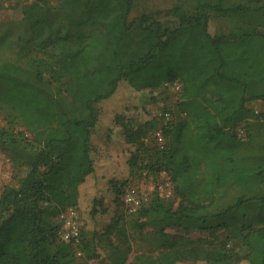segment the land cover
I'll return each instance as SVG.
<instances>
[{
	"label": "trees",
	"instance_id": "trees-1",
	"mask_svg": "<svg viewBox=\"0 0 264 264\" xmlns=\"http://www.w3.org/2000/svg\"><path fill=\"white\" fill-rule=\"evenodd\" d=\"M194 1L191 11L181 4L161 11L164 19L153 13L133 16V0L32 1L22 6V24L43 55L26 58L25 64L14 53L24 46L18 48L14 28L11 33L4 30L0 44L9 47L7 40L12 41L14 56L0 60V110L32 137L0 127V151L26 168L17 186L0 194V264L75 261L72 243L59 238L57 220L67 209H78L82 186L96 177L92 136L100 121L97 105L112 98L121 83L138 93H152L178 81V104L189 119L173 127L161 125L156 117H114L124 142L149 153L153 161L145 167L151 172L168 171L182 198L173 209L155 195L148 207L136 212L143 220L141 228L163 232L187 224L207 230L247 218L249 204L264 206V194L241 196L212 211L223 181L256 180L264 173V168L255 173L235 164L240 141L229 134L251 113L248 102H264V33L240 29L213 35L208 28L212 14L246 18L264 11V0ZM55 84L61 86L59 92ZM158 130L172 137L170 144L146 148L144 140ZM128 164L137 167L136 153ZM109 183L113 217L101 230L79 228L78 249L86 259L96 258V246L107 241L110 264H264V223L243 236L249 249L243 255L204 249L196 241L180 242L161 233L162 252L129 261L131 247L118 210L127 179ZM184 191L201 196L191 199ZM103 200H92L91 216L108 213Z\"/></svg>",
	"mask_w": 264,
	"mask_h": 264
},
{
	"label": "rangeland",
	"instance_id": "rangeland-1",
	"mask_svg": "<svg viewBox=\"0 0 264 264\" xmlns=\"http://www.w3.org/2000/svg\"><path fill=\"white\" fill-rule=\"evenodd\" d=\"M35 0H1L3 11L0 13V27L4 23L11 22L14 30L12 36L15 42L20 45L21 49L14 50L19 56L20 64H25L26 58L41 57L43 52L35 48L32 41V35L27 26L19 24L22 15V6ZM135 9L133 16L143 13L156 14L158 18L164 19L161 11L171 8L176 4L183 5L187 10L191 11L195 6L194 0H133ZM237 1V0H230ZM250 6L254 4L248 3ZM209 32L215 34H230L240 29H255L260 33H264V11H254L246 18L232 15L222 17L212 14L208 24ZM1 30V28H0ZM22 43V44H21ZM7 46V45H6ZM10 52L9 47L0 44V56ZM61 86L53 85V89L59 92ZM181 84L178 81L165 84L158 87L155 92L138 93L128 87L127 84L121 83L117 92L107 101L100 102L97 107L99 109V122L97 129L92 136V145L94 148L93 159L95 161L96 177L87 181L81 189L82 197L78 209L79 228L85 227L91 230H101L111 220L115 211L113 196L110 192L111 179L123 181L127 179L124 194L127 191H134L142 200V207H148L155 195H158L166 205L176 209L181 203V196L176 193V184L168 171L161 169L158 173H153L148 165L150 159L149 153L143 148L137 150V147L131 146L124 142V136L120 129L114 123L116 114L122 113L128 117H134L140 121L148 120L156 117L161 125L169 123L176 126L181 121H188L187 113L179 106V94ZM63 92V88H62ZM62 92L60 94H62ZM247 107L251 112L248 117L242 120L238 125L230 130V135H235L240 143L235 150L236 165L245 169H252L255 173H259L264 168V102L260 100L250 101ZM169 113V120L162 118L163 113ZM0 127L10 129L14 133H23L25 137L30 139L32 134L18 122L15 118L8 116L6 110H0ZM161 132V130H158ZM150 134L144 140V146L148 149L159 148L160 142L157 139L156 132ZM162 134V132H161ZM164 138L162 145H169L172 137ZM137 155V167L130 169L128 160L131 154ZM204 171L201 167L200 172ZM198 172V175L202 174ZM26 173V168L15 165L10 158L0 151V194L6 187H16L19 180ZM188 197H200V194L188 192ZM124 194L118 204V210L123 212L124 224L127 230L128 243L131 247L129 261H134L140 255L157 256L163 251L164 240L161 233H166L175 237L178 241L187 240L196 241L204 249L225 248L235 255H243L248 253L249 249L244 244L243 236L249 231L262 227L264 223V206L255 203L249 204L245 212L247 218L238 217L237 219L226 221L220 226L212 229H203L197 225L183 224L177 227H166L161 229H153L151 227L141 228L142 219H137V213H130L124 203ZM264 194V173L260 174L256 180H247L237 182L233 178L223 181L218 188L215 196V205L212 211H216L226 205L233 204L236 198L245 196H261ZM102 197L103 206L108 209V213L90 215L92 208V200ZM208 203V201H205ZM58 225L59 222L57 220ZM115 240V237H112ZM109 242L104 241L96 246L97 257L94 259H86L83 254L76 255L72 264H110L108 253Z\"/></svg>",
	"mask_w": 264,
	"mask_h": 264
},
{
	"label": "built area",
	"instance_id": "built-area-1",
	"mask_svg": "<svg viewBox=\"0 0 264 264\" xmlns=\"http://www.w3.org/2000/svg\"><path fill=\"white\" fill-rule=\"evenodd\" d=\"M162 118L166 121L169 120V113H163L161 115ZM156 136L158 141L160 142L161 148L165 145H162L164 142V138L160 131L156 132ZM124 203L130 213L137 212L140 208H142V200L134 191H127L124 194ZM59 229L58 235L62 241L71 242L76 250V255H81L79 246V224H78V213L75 208H69L64 213H62L58 217Z\"/></svg>",
	"mask_w": 264,
	"mask_h": 264
},
{
	"label": "crops",
	"instance_id": "crops-1",
	"mask_svg": "<svg viewBox=\"0 0 264 264\" xmlns=\"http://www.w3.org/2000/svg\"><path fill=\"white\" fill-rule=\"evenodd\" d=\"M0 13H2V15L4 14L3 13V11L1 12L0 11ZM22 19H23V15H21V19H20V22H19V24L20 23H22ZM21 25V24H20ZM13 27H16V26H13V24L11 23V22H8V23H4L3 25H1V30H0V36H2V34H3V32H4V30H6V29H8L9 30V33H11L12 32V30H13ZM8 41V46H9V48H11L12 46V41H9V40H7ZM16 48V47H15ZM10 51H11V49H10ZM12 52V51H11ZM11 52H9V54L8 53H4L3 55H1L0 56V60H3V59H9V58H13V56H14V53H11Z\"/></svg>",
	"mask_w": 264,
	"mask_h": 264
}]
</instances>
